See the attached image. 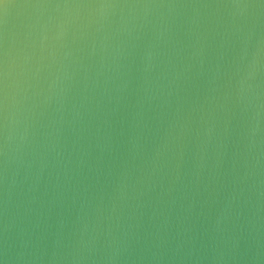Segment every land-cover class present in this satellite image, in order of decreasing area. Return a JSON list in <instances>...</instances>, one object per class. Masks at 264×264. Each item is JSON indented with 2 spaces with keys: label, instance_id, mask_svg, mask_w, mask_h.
<instances>
[{
  "label": "water",
  "instance_id": "1",
  "mask_svg": "<svg viewBox=\"0 0 264 264\" xmlns=\"http://www.w3.org/2000/svg\"><path fill=\"white\" fill-rule=\"evenodd\" d=\"M0 264H264V0H0Z\"/></svg>",
  "mask_w": 264,
  "mask_h": 264
}]
</instances>
